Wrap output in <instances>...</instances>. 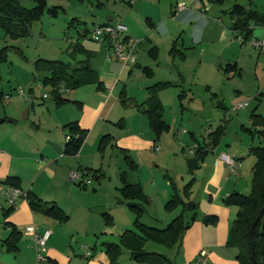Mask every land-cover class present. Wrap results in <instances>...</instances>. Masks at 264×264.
Returning a JSON list of instances; mask_svg holds the SVG:
<instances>
[{"label": "crops", "instance_id": "0c3cea01", "mask_svg": "<svg viewBox=\"0 0 264 264\" xmlns=\"http://www.w3.org/2000/svg\"><path fill=\"white\" fill-rule=\"evenodd\" d=\"M182 2L186 3V7L177 10L178 4ZM125 3L126 8L119 19L108 16L106 21L98 25L107 22L125 24L128 37L136 41L135 62L126 64L113 57L108 59L109 48L105 43H100L104 47L102 59H94L90 63L98 72L104 84L103 89L89 84L90 86L75 91L69 90L70 96H64L70 101L61 105L55 99L54 103L47 102L50 96L44 99L42 95V102L37 105L36 97L33 96L29 109L18 98L13 102L10 100L4 111H0V118H3L0 120V184L8 176H16L19 187L24 191L33 192L48 203H56L69 215L67 221H59L42 211L32 209L25 198L18 199L8 217L4 216L5 209L0 210V264H39L34 237L26 232L29 225H34L38 234L51 229L47 253L49 260L41 264H124L127 260L131 264H140L129 257L112 262L107 254L104 244L118 241L105 239L110 235L120 236L125 229L132 228V218L114 220L112 212L107 209L102 213L103 218L95 217L93 226L87 227V237L76 240L77 245L73 246L69 213H73L72 209L82 210L86 207L84 202L77 199V194L88 196L90 193L84 191L89 185L83 188L70 182L68 175L72 170H91L97 175H92L94 180L100 181L105 175L103 167L106 155L101 154L103 151L99 149V141L105 135L110 136L106 145H112L110 156L115 150L122 148L137 164L133 175L131 174L134 178L130 179L131 175L126 178L131 183L142 185L150 202L148 210L153 208L148 214L153 217V221H162L161 226H158L155 222H144L141 218L150 226L163 228L166 226L163 223L167 221L169 224L176 217L173 216L175 213L181 211L177 216L182 213L181 205L166 209L165 203L176 192L182 194L179 182L184 183L186 180V169L183 167L186 166L189 180L193 179L189 198L198 204L200 216L186 230L183 245L174 253L173 260L177 264H197L201 251L207 253L205 264H240L235 258L238 249L227 246L238 208L227 205L225 200L234 193L247 194L251 190L250 178L246 179V183L243 179L246 172L243 167L246 156L252 154L251 148L255 145L253 136L245 129L252 127L253 122L251 113L241 112L246 109H232L227 113L225 104L234 107L242 102L238 82L244 79L246 58L256 59L258 67L264 52L249 43V46L244 45L246 43L235 37L229 11L234 4L239 3L264 12V0H225L224 3L212 0H171L170 8L168 2L163 5L161 0H135L131 3L125 0ZM158 3L159 8H150ZM253 38L264 39L263 26H254ZM93 54L95 52L92 56ZM144 68H151L152 74L145 73ZM218 77H221L220 81H217ZM159 82H169L159 91V97L164 106V120L170 125V129L156 137L144 111L147 105H124L120 100V93L125 90L128 97L142 104L150 96L149 86ZM229 83H232L235 95L225 92V86ZM204 85L210 102H216L226 109L219 122H212L214 124H210V127L208 125V133L220 125L225 126V132L220 143L208 150L205 160L192 175L189 172V160L197 156L191 152L192 144L201 143L204 146L207 138L200 142L194 131L185 127L181 130L177 125L180 113L183 114L181 118H184L190 114L189 111L193 112L194 106L190 108L187 104H193L196 88ZM259 91L262 95L263 91L260 88ZM30 93L33 95L31 91ZM259 97L260 94L257 95ZM168 99L171 103L180 101L174 112V106L171 108L167 105ZM234 112H237L235 117L232 115ZM257 112L264 116L263 111ZM72 121H77L87 134L80 150L74 155H68L65 153V144L70 134L65 125ZM6 122L10 125L1 127ZM41 130L43 131L36 135ZM188 133L193 143L187 137ZM247 134H250L251 139ZM29 139L31 142L35 141V144L28 142ZM181 143H187L192 155L188 158L181 156L184 165L180 164V170L170 168L167 161L173 154L172 149L177 146L176 150H179ZM153 146H158L159 149L152 150ZM181 149L184 152V146ZM106 153L107 148L104 154ZM223 154L241 159L242 165L237 173L228 169L222 160ZM157 168L165 171L164 179L159 177L155 170ZM97 203L100 206L106 205L105 202ZM4 207L8 208L6 205ZM159 210L162 211L159 213ZM106 212L110 213V219L105 215ZM145 213L143 212V216ZM204 214L216 216L217 220L205 224L201 221ZM112 221H116L114 225L111 224ZM6 222H11L21 231L18 250L14 252L8 251L4 245V240L12 230ZM97 232L101 236L98 237ZM92 235L105 241L96 251L97 241L90 244L93 256L86 259L83 246L89 245L87 239Z\"/></svg>", "mask_w": 264, "mask_h": 264}, {"label": "trees", "instance_id": "16d2710c", "mask_svg": "<svg viewBox=\"0 0 264 264\" xmlns=\"http://www.w3.org/2000/svg\"><path fill=\"white\" fill-rule=\"evenodd\" d=\"M34 7L28 8L20 4L19 0H0V21L5 24L7 31L13 36H23L29 31V22L39 15V12L48 8V0H33ZM216 3H224L225 0H212ZM102 1L98 0V5ZM61 5H54L48 10L53 16H57ZM232 24L231 29L235 37L242 36L247 43L253 38L254 26L264 27V12L253 7H246L236 3L229 11ZM77 18L71 19L68 28L74 27ZM88 27H86L80 36H89ZM79 40V39H78ZM84 52L86 58L71 62L60 59H47L38 57L34 66L37 71H48L49 75L44 79V84L51 85L52 94L58 105L70 101L69 98L61 94V87L74 90L81 86L96 84L98 89H103L104 84L100 80L98 72L92 67L90 59L92 53L86 49L80 42H74L72 55L78 52ZM3 53H0V61H3ZM144 72L148 75L152 74L151 68H144ZM169 82H159L149 86L150 96L145 103L138 104L132 98L126 95L125 90L120 93V100L124 105L134 104L137 106L147 105L144 110L148 116L150 126L156 134L161 136L164 132L169 131L170 125L164 120V106L159 97V91L167 86ZM2 90H0V94ZM252 127H247V131L253 136L258 137L259 142L252 146L251 153L255 156L256 161L253 165V173L251 179V190L249 193H234L226 198L225 202L230 206H237V215L233 221L229 232L227 245L238 249L237 257L241 264H264V116L256 111L251 112ZM70 134L69 140L65 144V153L68 155L76 154L85 139L86 131L82 130L77 121L69 122L65 125ZM225 132V126L220 125L214 131H210L204 146L197 143L195 152L196 158L189 160V172L194 175L195 170L200 163L205 160L208 150L216 147ZM110 136L105 135L101 140L100 149L104 150ZM125 155V159L129 160L131 166L136 169L137 164L125 149H120ZM89 171V170H88ZM96 177V173H89ZM123 186L121 192L123 196L129 200V206L136 213L134 227L127 228L120 235V241L108 242L104 244L105 250L112 262H116L122 255L123 249H127L130 257L138 262L146 264H173L172 261L163 253L158 251H150L146 249L147 242H158L165 246L172 247L181 241L184 233L196 218V204L190 200L193 179L185 186L182 194L176 192L165 207L172 209L181 205L183 211L176 216L169 224L163 228L150 226L144 223L140 217L144 212L143 203L147 201V195L140 183H131L123 175ZM11 184L18 186V177L8 176L2 184ZM80 185V184H78ZM82 186V185H80ZM87 186H83L86 188ZM184 196H181L183 195ZM25 199L28 200L30 206L34 210L42 211L59 221H67L69 219L66 213L56 203H48L33 192L27 191ZM142 201V202H140ZM13 208H5L4 216L8 217ZM194 211L191 220L186 219V213ZM108 218H111L109 212H106ZM217 220L216 216H205L206 223H213ZM110 222V221H109ZM11 227L10 235L4 240V245L8 251H17L18 243L21 238V231L11 222H6Z\"/></svg>", "mask_w": 264, "mask_h": 264}, {"label": "rangeland", "instance_id": "374dc122", "mask_svg": "<svg viewBox=\"0 0 264 264\" xmlns=\"http://www.w3.org/2000/svg\"><path fill=\"white\" fill-rule=\"evenodd\" d=\"M101 1L102 4L98 5V0H48V8L54 5L62 6V8L59 9L58 15L53 16L46 7L44 11L39 12V15L29 22V31L26 35L23 36L11 35L7 31L5 24L0 21V53H3L2 57L4 58L3 61H0V90H3L4 93H12L13 95L11 99L12 102L19 98V100L22 101V104L25 106L26 109H29V107H31L29 103L30 100L34 98L33 96L36 97L35 99L37 105L40 104L42 102L41 94L43 93H48L50 96L49 99L46 100L47 102L54 103L55 98L52 94L53 92L51 85L44 84V79L46 78V76L49 75V72L45 70L37 71L35 69L34 62L38 57L47 58V59H60L71 62H76L85 59L86 54L82 51L72 55L74 42H80L86 49L90 50L91 53L95 52V54H93V56L91 57L90 62H92V60L94 59L101 60L102 51L104 49L102 44L92 40L90 36L88 37L80 36V34L86 27H88L89 30H93L95 26H97L100 22L106 21L108 19V16H114L116 19H119L121 13L124 12L126 8L125 0H101ZM170 1L171 0H161V2H163V5L164 3L168 2L169 8H170ZM172 1L175 2V0ZM19 2L20 4L28 8L34 7L35 5V2L33 0H19ZM159 7H160L159 3L157 6L154 5L150 6V8L152 9H156ZM73 18H77L78 20L75 21L74 27L68 28V24ZM244 45L249 46L248 43ZM256 67H257L256 59L252 60L246 58L245 76L243 80L240 79V81L238 82L241 86L240 88L242 91L241 92L242 96L240 97V100L251 101L250 105L244 108L246 110L241 111L247 114L251 113L252 110L255 108L256 111L259 110L264 112V71H263L264 54L263 53L261 55L260 63L258 67L257 68ZM199 76H201V72L199 73ZM202 76L206 77V74L202 73ZM220 78L218 77L217 81H220ZM38 84L43 85L42 90L38 89ZM90 85H85V86H90ZM82 87L84 86H81L76 89H80ZM31 88L33 89L31 90ZM259 88L263 91L262 95H261V91H259ZM22 89H24L25 92L29 94L28 100L24 99L23 97L17 94V91ZM76 89H74V91ZM30 91L33 93V95H31ZM225 92L227 94L233 93L235 95V92L232 89V83H229L225 86ZM178 93L179 90L177 91V94ZM66 94L67 97L70 96V93H66ZM258 94H260L259 98H257ZM167 102H168L167 103L168 107L172 108V106H174L172 112H174L175 109L178 108L180 104V101L179 102L175 101V103H171L169 99ZM192 102L193 104L191 106H189V103L187 105L190 108L194 106V108L192 109L193 112L189 111L190 114L186 115L184 118H181L183 114L180 113L179 123L177 127H179L181 130L182 128L185 127L189 129V131H194V133L197 136V140L200 142H204V140L208 136V129L211 126L210 124H214L212 122H219L220 116H224L225 114L224 113L226 110L225 107H227L226 112L228 113L229 111L232 110V105L225 104V107L223 108L218 106L216 102L211 103L209 100V96L207 95V90L205 85L202 87L198 86L196 88V94ZM7 106L8 103L5 104L0 102V111L3 112ZM30 110L32 111V109ZM172 112H170L171 117L173 116ZM235 113L237 112L232 113L234 117L236 116ZM202 118L204 120H202ZM31 123L30 125H33ZM216 124L213 125L214 128L216 127ZM9 125L10 124L6 122L1 127L6 128ZM42 131L43 130H41L40 132H36V135H38ZM3 134L5 135V133ZM247 135L249 139H251L250 134ZM187 137L190 138L189 133L187 134ZM101 140L102 138L99 141V149L101 146ZM191 140L193 143V139ZM31 141L32 140L30 139L28 140V142ZM258 142H259L258 137H255L254 144H257ZM31 143L35 144V141ZM196 144H192L191 148H193L194 145ZM179 145H180L179 150H176L177 146L174 147V149H172L173 154L169 157L167 161V164L170 166V168H174V169L178 168V170H180V164L184 165V162L181 161V156L183 158H188L190 155H192V153L189 151V147L187 146V143H181ZM182 146H184L185 148L184 152L181 149ZM110 147H112V145ZM110 147L109 146L105 147L104 150L100 149L101 151H103L101 154L106 155V160L103 167V170L105 171V175L102 176L100 181H95L94 180L95 178L93 177L91 178V183L84 190L90 193L88 196L77 194V199L85 203L86 207L84 208H86L87 210H83L84 208L82 210L72 209L73 213H69L71 216L70 227L71 229H73L72 232L73 236L72 233H70L72 237L70 236V234L69 237L74 239L73 246L74 244L77 245V243H75L76 240L80 241L84 237H87L86 229L89 226H93L94 224L93 219L95 217L103 218L102 213L96 212L93 209L105 208L107 210H110L113 214L114 220H118V221L120 219L126 220L128 218L129 219L132 218L131 226L134 227L136 213L133 211V209L130 208L128 204L129 200L123 196L121 192V188L123 186V179H122L123 175H125L128 178V175L131 174L133 175V171L135 169L131 166L129 160L125 159V155L120 150L121 148H118V150L114 149L115 151L110 156L109 153ZM106 148H107V153L104 154ZM255 161L256 158L253 154L246 156V160L244 161V167H243V170L246 171L243 178L245 183H246V179L250 178L251 180V166L255 163ZM183 167L184 170L186 169L185 170L186 180L184 181V183L179 182L182 190H184L185 186L191 181L189 180L186 166ZM155 170L157 171L159 177L161 179H164L163 175L165 171L158 168ZM92 174L93 173L91 172L90 175L92 176ZM132 175L130 176V179L134 178V176ZM181 196H184V194ZM120 201H123V203H121ZM93 202H95L94 205H92ZM97 202H105L106 205L100 206L98 205ZM149 203L150 202L147 197V202L143 203L145 208L144 212L146 213L144 214V216L142 215L143 217L140 218H142L144 222H150V223L155 222L158 226H161L162 221H153L152 220L153 217H150V215L148 214L153 210V208L151 210H148ZM0 204H4V206L6 205V207H8L5 197L2 196L1 193H0ZM198 207L199 206L197 204L195 209L196 218L194 222L197 221L200 216ZM160 211L162 210H159L158 212L160 213ZM179 212L181 211H178L177 213H175L176 215L174 214L173 216L174 217L177 216ZM193 212L194 211H189L186 214L187 220H191V216L193 215ZM86 215H90L93 217L88 218ZM205 215L206 214L202 215L201 221L205 224H210L204 221ZM114 222L112 221L111 224L114 225ZM163 224L165 226L168 224V222L166 221V223ZM97 235L99 237L101 236V233L97 232ZM96 236L92 235L87 239L89 245L90 244L93 245L95 243L94 241L95 240L97 241V247L95 248V251L97 249H100L101 243L105 240L106 241L115 240L118 242L120 241L119 234L110 235L105 240L103 238L98 239ZM182 240L177 242L172 247L165 246L158 242H148L146 243V249L150 251L154 250L164 253L169 259L172 260L173 264H177L176 261L173 260L174 253L180 248L181 245H183ZM237 254H238V250H237ZM237 254L235 258L240 263ZM128 257L130 260H132V258L129 255V251L124 248L123 254L119 258H121V260H126L128 259ZM133 261L140 264L141 263L146 264L143 262H138L134 259ZM123 263L131 264L132 262L127 260Z\"/></svg>", "mask_w": 264, "mask_h": 264}, {"label": "built area", "instance_id": "2783aa9c", "mask_svg": "<svg viewBox=\"0 0 264 264\" xmlns=\"http://www.w3.org/2000/svg\"><path fill=\"white\" fill-rule=\"evenodd\" d=\"M128 2H134L135 0H127ZM186 7V3L182 2L178 4L177 10H181ZM128 28L125 24L121 22L112 23L107 22L105 24L97 25L93 30L89 32V36L92 40L97 41L99 43H105L109 48V58H115L117 60L123 61L124 63H133L136 60V49L135 43L136 41L130 39L127 34ZM240 42H243L244 39L242 36H238L237 38ZM247 43L251 44L254 47L260 48L264 52V39H256L252 38ZM38 89L42 90L43 85L38 84ZM70 89L61 87L58 92L61 94H66ZM17 94L24 99L28 98V94L24 89L18 90ZM42 98L46 99L49 94L43 93L41 94ZM12 94H0V102L7 104L11 99ZM251 101H242L232 107L233 110L244 109L250 105ZM70 135L67 136V140H69ZM158 146H153L152 150H158ZM196 146L191 148V152L194 153ZM222 160L225 162L228 169L237 173L241 168V159L229 156L226 154L222 155ZM92 176L90 175L88 170H72L68 175V180L75 184H80L82 186H88L91 183ZM0 192L6 198V202L8 204V208L16 207V203L18 199L25 198L27 196V192L22 188L11 185V184H0ZM5 207L0 205V210H4ZM26 232L29 233L32 237H34L36 243V257L39 264L48 262L49 257L48 253V239L51 235V229H47L43 234H38L36 232L34 225H29L26 227ZM84 257L86 259H90L93 256V250L90 245L83 246ZM207 253L205 251H201L199 256L197 257V264H205Z\"/></svg>", "mask_w": 264, "mask_h": 264}, {"label": "water", "instance_id": "95a60500", "mask_svg": "<svg viewBox=\"0 0 264 264\" xmlns=\"http://www.w3.org/2000/svg\"><path fill=\"white\" fill-rule=\"evenodd\" d=\"M0 120L2 121L3 119H0ZM120 202H122V201H120ZM93 210L96 212H99V213H104V211H106L105 208H98V209H93Z\"/></svg>", "mask_w": 264, "mask_h": 264}]
</instances>
